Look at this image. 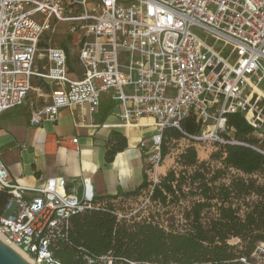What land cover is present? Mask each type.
Here are the masks:
<instances>
[{"label":"built area","instance_id":"built-area-1","mask_svg":"<svg viewBox=\"0 0 264 264\" xmlns=\"http://www.w3.org/2000/svg\"><path fill=\"white\" fill-rule=\"evenodd\" d=\"M58 23L78 33L80 74L69 72L67 53L57 46L44 50L46 72L35 71L41 39ZM36 76L54 88L42 104L29 103L30 125L55 123L68 108L76 110L77 126L92 127L100 96L108 94L118 104L119 126L151 120L154 133L139 147L153 170L162 131L180 130L190 117L216 148L227 116L239 114L257 140L253 148L264 154V0H0V114L28 101ZM156 181L136 196L98 199L84 178L80 189L62 178L22 187L0 159V190L9 195L4 209L14 208L0 215L1 240L30 264H63L53 252L67 240L72 216L110 208L121 222L133 201H151ZM77 264L156 263L82 253ZM226 264H264V241Z\"/></svg>","mask_w":264,"mask_h":264},{"label":"trees","instance_id":"trees-1","mask_svg":"<svg viewBox=\"0 0 264 264\" xmlns=\"http://www.w3.org/2000/svg\"><path fill=\"white\" fill-rule=\"evenodd\" d=\"M42 47V44H40ZM68 51L65 44H61ZM68 70L73 69L68 60ZM200 126L190 117L180 130L162 131L160 162L170 153L167 145L181 139L190 140L175 158V168L166 172L153 186L151 201L162 208L188 204L182 208L183 229H166L153 220L117 222L110 208L86 210L71 217L67 240L58 243L54 258L63 264H77L82 253L90 256L112 253L116 257L156 264H226L239 256H248L256 244L264 241V184L252 179L230 175L231 171L264 179V154L253 148L257 140L252 128L239 114L227 116V132L223 143H216L210 155L219 166L200 162L192 137ZM127 146L118 132L111 134L105 162ZM149 185L143 174L141 184L130 192L98 199H113L119 195L136 196ZM3 199L9 195L1 193ZM255 196V200L247 201ZM241 205L246 211L240 215ZM175 217V216H174ZM231 238L246 243L244 251L228 244Z\"/></svg>","mask_w":264,"mask_h":264},{"label":"crops","instance_id":"crops-1","mask_svg":"<svg viewBox=\"0 0 264 264\" xmlns=\"http://www.w3.org/2000/svg\"><path fill=\"white\" fill-rule=\"evenodd\" d=\"M30 102L28 99L23 106L0 114V159L12 182L39 188L48 178H62L69 188L80 189L84 178L90 180L98 198L130 192L141 184L146 152L139 143L154 133L144 132L152 127L148 126L150 119L142 118L127 128L119 126L118 104L108 94H102L92 127L77 126L76 110L68 108L60 111L55 123L44 121L32 126ZM113 132L123 135L127 146L106 163L105 152ZM73 139H77L75 144ZM174 159L171 157L172 163ZM8 198L0 194L2 216L10 214L4 209Z\"/></svg>","mask_w":264,"mask_h":264},{"label":"rangeland","instance_id":"rangeland-1","mask_svg":"<svg viewBox=\"0 0 264 264\" xmlns=\"http://www.w3.org/2000/svg\"><path fill=\"white\" fill-rule=\"evenodd\" d=\"M70 24L69 23H58L54 29V31L49 32L43 36L41 39V50L36 59L35 64V71L38 74H43L48 69V62L46 59L45 48L48 47H62L61 44H65L67 51H68V60L72 67V69L80 74V68L77 64V53H78V44L77 38L78 33L74 35L68 34ZM200 36L203 34L199 31H196ZM70 37V39H68ZM264 88V84L261 85ZM54 88L52 84H49L46 80L36 76L33 78L32 81V89L29 93V101L35 102V105H40L43 103L47 97L46 95L50 93V91ZM39 90V91H38ZM38 94H43V97H38ZM207 129H201L200 133L196 136L197 140H194L193 146L196 149L197 157L200 162H209L212 167H218L219 164L213 160L211 161L210 155L216 152V148L212 145V141L210 137H207ZM146 134H152L154 132V128H146L144 130ZM207 139H204V138ZM190 144V140L188 139H181L180 141H172L168 143V147L171 148L170 153L160 162L158 167L154 170L152 169L151 165L145 163V168L149 174H147V181L154 182V179L158 181L159 178L164 176L166 172L172 168H175V159L173 163L171 161V157L176 158V156L182 152V150ZM146 157V156H145ZM150 167V169H149ZM230 175H236L243 177L244 179H252L255 180L259 184H264V179L260 175H252L250 177L244 176L242 174H237L234 171L230 172ZM156 181V182H157ZM255 196L249 198L247 201L255 200ZM188 204H182L179 206L169 207V208H162L159 204L153 203L152 201L147 202L146 198L141 196L139 200L133 201L129 206L126 208V214L129 215L127 219H123L121 222H139L141 220H153L161 224L166 229H174V230H181L183 229V221L181 220V211L184 206ZM14 208L10 210L9 213L13 212ZM246 211L245 207L241 205V212L240 215H243ZM175 216V217H174ZM140 218V219H138ZM228 244L235 246L236 251H244L246 243L241 241L238 238H231L228 241Z\"/></svg>","mask_w":264,"mask_h":264},{"label":"water","instance_id":"water-1","mask_svg":"<svg viewBox=\"0 0 264 264\" xmlns=\"http://www.w3.org/2000/svg\"><path fill=\"white\" fill-rule=\"evenodd\" d=\"M0 264H30L17 252L0 241Z\"/></svg>","mask_w":264,"mask_h":264},{"label":"bare ground","instance_id":"bare-ground-1","mask_svg":"<svg viewBox=\"0 0 264 264\" xmlns=\"http://www.w3.org/2000/svg\"><path fill=\"white\" fill-rule=\"evenodd\" d=\"M0 241H2L1 240V237H0ZM12 248V247H11ZM15 252H17L23 259H25L27 262H29L28 261V259L26 258V256L25 255H23L21 252H19L17 249H15V248H12Z\"/></svg>","mask_w":264,"mask_h":264}]
</instances>
